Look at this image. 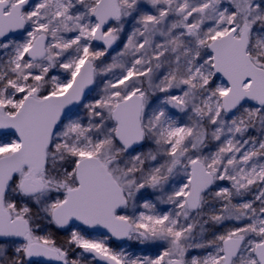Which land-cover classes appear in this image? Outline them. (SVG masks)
Wrapping results in <instances>:
<instances>
[{
	"label": "snow or ice",
	"instance_id": "snow-or-ice-1",
	"mask_svg": "<svg viewBox=\"0 0 264 264\" xmlns=\"http://www.w3.org/2000/svg\"><path fill=\"white\" fill-rule=\"evenodd\" d=\"M0 264H264V0H0Z\"/></svg>",
	"mask_w": 264,
	"mask_h": 264
}]
</instances>
